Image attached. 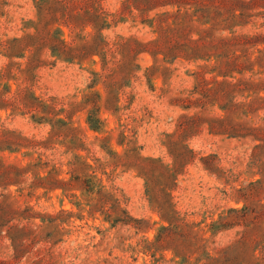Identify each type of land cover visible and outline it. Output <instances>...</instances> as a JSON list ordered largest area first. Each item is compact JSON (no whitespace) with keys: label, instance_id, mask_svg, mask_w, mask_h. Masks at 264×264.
Returning <instances> with one entry per match:
<instances>
[{"label":"rangeland","instance_id":"374dc122","mask_svg":"<svg viewBox=\"0 0 264 264\" xmlns=\"http://www.w3.org/2000/svg\"><path fill=\"white\" fill-rule=\"evenodd\" d=\"M0 264H264V0H0Z\"/></svg>","mask_w":264,"mask_h":264},{"label":"trees","instance_id":"16d2710c","mask_svg":"<svg viewBox=\"0 0 264 264\" xmlns=\"http://www.w3.org/2000/svg\"><path fill=\"white\" fill-rule=\"evenodd\" d=\"M97 120H99L98 117H97ZM89 121H90V123H92V121H91V117L89 118ZM92 127H93L94 129H97V128H98L96 125H93V123H92Z\"/></svg>","mask_w":264,"mask_h":264}]
</instances>
